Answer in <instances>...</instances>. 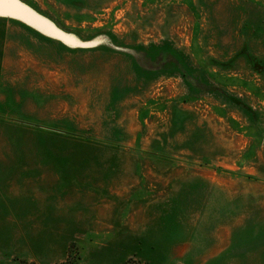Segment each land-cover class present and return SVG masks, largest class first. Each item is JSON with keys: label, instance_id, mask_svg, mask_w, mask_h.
<instances>
[{"label": "rangeland", "instance_id": "1", "mask_svg": "<svg viewBox=\"0 0 264 264\" xmlns=\"http://www.w3.org/2000/svg\"><path fill=\"white\" fill-rule=\"evenodd\" d=\"M2 1L0 264H264V0Z\"/></svg>", "mask_w": 264, "mask_h": 264}, {"label": "trees", "instance_id": "2", "mask_svg": "<svg viewBox=\"0 0 264 264\" xmlns=\"http://www.w3.org/2000/svg\"><path fill=\"white\" fill-rule=\"evenodd\" d=\"M66 262L62 263V264H65ZM61 264V263H59ZM67 264V263H66ZM130 264H147V262H141V261H138V260H132L130 262Z\"/></svg>", "mask_w": 264, "mask_h": 264}, {"label": "water", "instance_id": "3", "mask_svg": "<svg viewBox=\"0 0 264 264\" xmlns=\"http://www.w3.org/2000/svg\"><path fill=\"white\" fill-rule=\"evenodd\" d=\"M1 2L3 3V1H2V0L0 1V4H2ZM10 12H13V11H10Z\"/></svg>", "mask_w": 264, "mask_h": 264}]
</instances>
